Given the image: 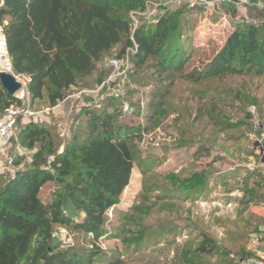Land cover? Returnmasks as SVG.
<instances>
[{
	"label": "trees",
	"instance_id": "1",
	"mask_svg": "<svg viewBox=\"0 0 264 264\" xmlns=\"http://www.w3.org/2000/svg\"><path fill=\"white\" fill-rule=\"evenodd\" d=\"M148 1L163 0H3L0 24L5 23L12 73L27 81L26 96L31 103L46 101L51 109L72 88L100 86L103 71L92 85L86 79L111 53L116 52L114 58L123 56L133 47L131 39L137 49L130 58L131 72L144 80L148 78L142 72L151 71L148 81H155L158 91L145 107L138 103L133 109L130 104L128 117L105 107L83 106L71 138L61 146L45 123L31 121L20 131L21 145L38 146L28 167L17 168L13 179L0 183V264H126L119 251L104 252L95 245L108 236L105 229L112 228L109 213L116 215L129 185L136 157L132 141L159 117L162 100L169 95L161 85L229 76L264 80V23L236 29L202 69L189 70L191 54L179 49L188 24L183 21L185 6L168 10L153 23L140 19L132 30L131 14L142 11ZM251 1L264 6V0ZM18 105L0 85V119L10 106ZM69 207L82 213L76 221L67 214ZM244 226L253 229L249 234L256 232L252 223ZM57 228L89 236V244L95 247L85 250L76 244L61 249L53 239ZM236 233L229 240L234 246L248 239L246 231ZM236 248L238 253L244 250ZM196 251L220 254L224 259L232 255L206 237ZM244 253L220 264H239L250 256Z\"/></svg>",
	"mask_w": 264,
	"mask_h": 264
},
{
	"label": "rangeland",
	"instance_id": "2",
	"mask_svg": "<svg viewBox=\"0 0 264 264\" xmlns=\"http://www.w3.org/2000/svg\"><path fill=\"white\" fill-rule=\"evenodd\" d=\"M181 1L180 6L186 8L183 21L188 24L183 28L179 49L191 54L189 70L202 69L236 29L264 23V6L259 1L224 2L213 9H203L193 0ZM157 3L162 7L166 1ZM177 8L168 6L158 13ZM115 54L105 57L86 82L92 85L102 71V82L112 75L108 64ZM142 73L149 79L152 72ZM17 79L26 94L27 81ZM148 79L142 80L129 69L120 81L123 95L115 104L110 95H103V88L97 94L69 102L63 114L45 113L49 109L46 101L31 103L27 98L21 106L38 113L36 121L45 123L56 138L54 142L60 145L71 138L83 106L119 113L125 105L132 104L136 109L140 103L145 107L152 93L158 91L155 81ZM161 86L169 95L162 100L159 117L132 141L136 157L129 185L116 206V215L109 213L112 228L105 229L108 236L94 247L104 252L119 251L126 264L233 262L231 256L241 257L253 249L249 234L253 229H245L244 225L252 223L256 232L264 230V80L229 76L199 83L178 80L171 87ZM128 92H132L129 97ZM30 122V118L19 119L13 139L7 145L0 143V183L10 180L8 159L14 161V170L30 165L38 145L29 149L18 141L20 131ZM59 148L58 152L62 150ZM198 151L201 154H196ZM48 192L46 187L44 193ZM66 212L72 221L82 215L70 207ZM240 230L246 231L248 239L234 246L229 240ZM202 237L232 255L224 259L220 254L198 253ZM53 239L61 249L76 244L85 250L94 248L89 236L64 228H57ZM238 246L243 247L242 253H238Z\"/></svg>",
	"mask_w": 264,
	"mask_h": 264
},
{
	"label": "built area",
	"instance_id": "3",
	"mask_svg": "<svg viewBox=\"0 0 264 264\" xmlns=\"http://www.w3.org/2000/svg\"><path fill=\"white\" fill-rule=\"evenodd\" d=\"M198 6L203 9H213L224 2L228 3H239V4H246L250 2V0H193ZM183 2L181 0H171L166 1V3L159 5L157 2L148 1L144 4V8L142 11L135 12L131 14V19L133 21L132 30H134L139 23L140 19H144L149 23L156 22L161 14L158 11L167 8L168 6H176L179 7ZM3 0H0V8L2 7ZM4 24H0V73H12V64L11 60L8 56V52L6 49V41L4 35ZM133 44L132 48L127 49L123 56L119 58H113L109 62V69L112 70L113 74L108 76L104 82L101 83L100 86L93 91L87 90H76L72 88L70 93L63 99L62 102L58 103L55 107L45 110V113L51 112H64V107L68 106L69 102L73 101L74 99H79L83 95H94L102 91L105 88V92L103 95H110L111 98L114 100L120 99L123 95L122 93V85L120 81L123 78H126L129 69H131L130 58L136 53V45L134 44L133 40L131 39ZM17 78V77H16ZM18 80V79H17ZM17 101L23 104L27 96L25 92H20L15 95L14 97ZM77 101V100H75ZM122 113H130L131 109L129 106L125 105L122 107ZM69 113V112H68ZM66 113V114H68ZM38 113L31 112L21 105L18 106H10L3 114L2 118L0 119V143L7 145L14 137V129L17 125V121L19 119H26L30 118L31 121H36L35 117ZM8 169V176L10 179H13L16 173L14 170V161L12 159H8L6 163ZM239 264H264V254H255L250 255L244 260L239 261Z\"/></svg>",
	"mask_w": 264,
	"mask_h": 264
},
{
	"label": "water",
	"instance_id": "4",
	"mask_svg": "<svg viewBox=\"0 0 264 264\" xmlns=\"http://www.w3.org/2000/svg\"><path fill=\"white\" fill-rule=\"evenodd\" d=\"M0 85L11 97H15L16 94L23 92L24 90L23 84L10 73H0Z\"/></svg>",
	"mask_w": 264,
	"mask_h": 264
},
{
	"label": "crops",
	"instance_id": "5",
	"mask_svg": "<svg viewBox=\"0 0 264 264\" xmlns=\"http://www.w3.org/2000/svg\"><path fill=\"white\" fill-rule=\"evenodd\" d=\"M62 119V116H59ZM264 139V135L261 136ZM253 241V249L249 252V255L264 254V230L255 232L251 235Z\"/></svg>",
	"mask_w": 264,
	"mask_h": 264
}]
</instances>
